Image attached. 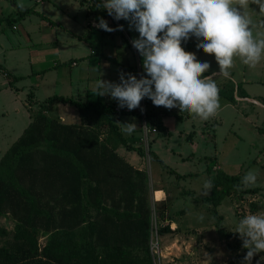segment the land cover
Here are the masks:
<instances>
[{"label":"trees","instance_id":"trees-1","mask_svg":"<svg viewBox=\"0 0 264 264\" xmlns=\"http://www.w3.org/2000/svg\"><path fill=\"white\" fill-rule=\"evenodd\" d=\"M55 101L75 107L79 122L47 115ZM122 113L130 114L101 100L60 95L31 112L0 157V214L14 222L11 230L0 227V264H156L146 173L117 152L122 146L143 157L144 148L128 143L117 122ZM145 120L163 129L150 115ZM238 178L220 173L210 179L214 207L233 190L256 191L229 188L227 181ZM157 217L165 219L164 209ZM245 255L229 262L244 264Z\"/></svg>","mask_w":264,"mask_h":264},{"label":"rangeland","instance_id":"rangeland-1","mask_svg":"<svg viewBox=\"0 0 264 264\" xmlns=\"http://www.w3.org/2000/svg\"><path fill=\"white\" fill-rule=\"evenodd\" d=\"M47 1L52 3L58 0ZM63 1L73 0L59 2ZM88 1L96 4L103 3V0ZM40 2L0 0V46L10 43V39H14L16 45L18 44L19 34L22 32L20 23L25 21L20 20L17 15L23 14L26 8H34ZM27 13L25 17L27 28L38 25L40 19L44 20L40 14L36 16L32 14L33 12ZM29 19L32 23H29ZM122 23L124 27L122 33L129 32V22ZM13 24L17 26L16 29L12 28ZM14 48L4 52L8 64L14 63L17 54L22 58L25 55V50L22 48ZM19 51L20 53H17ZM262 75L264 76V72ZM12 84L16 89L22 90L20 94L25 97L26 87L24 86L29 84L28 80L14 81ZM248 89L249 94L256 100L239 103L235 101L232 103L234 109L227 108L219 113L218 117L205 121L204 134L194 144H190L187 139L179 136V138H168L164 131L158 134L150 133L146 141L139 142V135L135 136L134 140L144 148L140 166L146 173L145 184L152 216V246L156 254V264H231L229 259L235 257L238 252L247 254L248 249L242 247L243 241L235 231L246 215L264 214V82L250 83ZM230 90L226 88L223 91ZM38 96H42L41 91L38 92ZM25 98L28 102L31 100L28 95ZM34 102L35 100H32L27 108L20 103L19 111H14L8 108V105L3 106L0 103V157L20 136L23 127L28 125L29 116L38 105ZM70 109L69 116L67 113L65 115L63 113V116L73 118L70 117L72 112L77 118L75 107L70 106ZM193 146L195 147L191 148ZM149 148L156 150L158 156L165 162L174 161L168 165L169 170L172 169L174 173L170 172V177H167L165 173L161 175L162 184L170 193L169 197L163 201H160L163 192L157 191L156 188L157 180H159L156 167L161 165L153 154L148 155ZM192 149H196L194 153L190 152ZM185 150L188 154H192L189 156L188 164L179 163L178 160V152L183 151L182 154L185 155ZM215 164L219 165L218 169L214 168ZM249 170H256L258 177L255 186L246 188H254L256 191L242 194L238 190L234 191L233 189H237V186L241 189L245 188L241 180ZM184 171L187 172V177L176 178V174ZM220 173L238 175L239 178L238 183L227 181V185L233 190L232 194L226 195L220 204L214 207L213 199H210L211 191L208 195H203V185L205 181ZM162 205H165L164 212L168 214L167 217L164 214V220L157 217ZM162 225H169L173 231L171 233L165 229L158 231ZM0 227L12 229L13 221L9 215L0 214ZM219 227L223 232L219 230ZM43 239L40 236L39 242L43 243ZM1 240L0 238V242ZM251 264H264V252L256 254Z\"/></svg>","mask_w":264,"mask_h":264},{"label":"crops","instance_id":"crops-1","mask_svg":"<svg viewBox=\"0 0 264 264\" xmlns=\"http://www.w3.org/2000/svg\"><path fill=\"white\" fill-rule=\"evenodd\" d=\"M35 1L41 2L32 9H26L31 10L28 12H33L32 14H36V16L40 14L44 17V20L40 19L38 25L27 28L25 17L28 13L22 12L23 14L17 15L20 20L25 21L20 23L22 32L19 34L18 44L16 45L14 39H10L8 44L11 46H7V43L0 46V87H3L0 89V103L3 106L8 105V108L19 111L18 107L21 104L27 108L31 105L32 100H35L34 103L38 104L37 109L39 103L51 95L71 97L78 101L101 100L111 104L116 110L130 113H122L117 122L128 143L133 146L139 145L142 137L143 118L148 115L152 119L159 120L163 125L162 130L155 127V130L151 132L153 134L164 131L168 138H185L190 144H194L202 138L203 128L206 126L205 121L194 118L188 111L181 112L178 107L171 110L163 106L157 107L147 97L141 101L140 107L134 110H128L126 107L121 109L118 106L119 101L107 95H98L97 83L100 79L119 83L122 72L136 75L138 79L146 75L142 66L143 57L131 43L134 38H139L137 31L129 29V32L125 31L123 34L122 30L107 32L94 26L93 23H98L101 17L111 25L115 23L106 9L98 8L103 3L96 4L88 0L63 1L65 3L59 2L62 0L52 1V3L47 0ZM248 11L256 25L254 32H264V27H261V25H264V13H261L254 3L250 4ZM123 21L128 22L121 20V25ZM29 23H32L31 19H29ZM12 28L16 29L17 26L13 24ZM197 43L196 37L193 36L184 42L182 46L186 51L194 52L198 60L210 62L211 68L205 75H212L213 72L218 73L219 65L214 55L198 50ZM14 47L25 50V55L22 58L17 54L14 63L8 64L4 52H7L8 49H15ZM17 53H20V51ZM230 72L231 76L229 78L214 77L219 87L220 109L218 114L227 108H233L232 103L235 101L239 103L256 100L249 94L248 86L250 83L264 82V76L262 75L264 60L253 69L244 65L237 58ZM23 80H28L29 83L24 86L26 87L25 94L31 98L29 102L25 98L26 95L23 97L20 94L23 91L16 89L12 84L14 81ZM226 88L231 90L224 92L223 90ZM39 91H41V97L38 96ZM70 106L67 103L55 101L49 106L46 114L52 117L57 116L63 122L78 123V113H76L77 118L72 112H70V117L73 118L69 119L63 116V113L64 115L67 113L69 116ZM218 114L214 118L218 117ZM123 123H135L137 125L136 130L130 135L127 134L123 131ZM136 135H139V142L134 140ZM195 150L192 149L190 152L194 153ZM150 151L161 165V167H156L159 172L156 188L157 191L163 192V197L160 200L163 201L169 197L168 194L170 193L162 184L161 175L165 173L167 177H170L169 173H174L172 169L169 170L168 166L174 161L165 162L164 159L158 156L156 150ZM117 152L134 167L142 168L140 166L142 157L135 150H128L120 146L117 148ZM182 152H178L179 163L188 164L190 161L189 156L192 154H188L186 151L183 155ZM214 168L218 169L219 165L215 164ZM183 177H187V172L176 174L178 179ZM164 206H161V210L164 209L165 211ZM164 214L167 217L168 214L165 212ZM172 231L171 229L167 232L171 233Z\"/></svg>","mask_w":264,"mask_h":264},{"label":"clouds","instance_id":"clouds-1","mask_svg":"<svg viewBox=\"0 0 264 264\" xmlns=\"http://www.w3.org/2000/svg\"><path fill=\"white\" fill-rule=\"evenodd\" d=\"M252 3L264 13V0H103L98 7L116 21H128L129 29L139 33L131 43L143 57L146 75L138 79L122 72L119 83L100 79L98 95L119 101L121 109L134 110L147 97L157 107H178L203 121L215 117L220 103L214 77L229 78L237 58L253 69L264 60V32H254L256 25L248 11ZM94 26L107 32L117 30L102 17ZM193 36L198 50L214 55L218 73L205 75L210 62L198 60L194 52L182 46ZM123 124V131L129 135L136 130L135 123ZM257 177L256 170H249L241 184L245 188L255 186ZM213 187L212 181H205L203 195ZM235 233L240 235L242 247L248 249L244 264H251L256 254L264 252V214L246 215Z\"/></svg>","mask_w":264,"mask_h":264},{"label":"built area","instance_id":"built-area-1","mask_svg":"<svg viewBox=\"0 0 264 264\" xmlns=\"http://www.w3.org/2000/svg\"><path fill=\"white\" fill-rule=\"evenodd\" d=\"M111 17V19L115 22L114 23V25H111L110 23H108L109 24V27H111V28H113V29H117V30H115V31H113V32H116V31H118L119 30V25H121V23H120V21H116V20H114L113 19V17L112 16H110ZM94 24V23H93ZM144 119V122H143V127H142V137H141V141L142 140H144V141H146V139H147V137L149 136V134L152 132V131H154L155 130V127L154 126H150V125H148L147 123H146V120H145V117L143 118ZM153 240V239H152ZM151 240V248H152V251H153V248H154V246H152L153 244H152V241ZM157 243V242H156ZM157 252V251H156Z\"/></svg>","mask_w":264,"mask_h":264}]
</instances>
